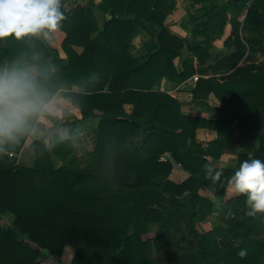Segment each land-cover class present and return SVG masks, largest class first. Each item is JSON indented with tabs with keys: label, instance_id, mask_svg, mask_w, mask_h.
Wrapping results in <instances>:
<instances>
[{
	"label": "trees",
	"instance_id": "trees-1",
	"mask_svg": "<svg viewBox=\"0 0 264 264\" xmlns=\"http://www.w3.org/2000/svg\"><path fill=\"white\" fill-rule=\"evenodd\" d=\"M66 2L71 11L64 10ZM177 5V0L98 5L61 0L65 59L41 38L0 41V64H33L44 74L43 84L69 99L78 114L65 111L63 123L50 117L55 129L66 127L72 135L52 145L35 138L31 166L18 158L31 136L0 145V264L59 261L67 247L74 250L69 264H264V214L245 215L244 195L222 205L225 227L205 234L196 229L214 212L200 190L221 198L249 151L238 153L235 166L216 169L222 171L216 182L207 175L208 158L219 160L243 137L263 142L251 151L264 160V68L240 69L221 81L205 78L206 69L194 64L228 24L232 30L224 45L235 51L222 56L231 61L248 51L264 56V0H191V38L169 29L167 19ZM197 74L194 102L205 105L214 98L222 107L216 110L220 118L186 115L161 90L164 79L182 86ZM93 122V150L75 157L74 132ZM200 128L216 131L217 138L198 142ZM174 165L189 173L183 183L169 179ZM156 227V237L147 238ZM177 235L184 239L173 246ZM163 242L172 249L166 251Z\"/></svg>",
	"mask_w": 264,
	"mask_h": 264
},
{
	"label": "clouds",
	"instance_id": "clouds-1",
	"mask_svg": "<svg viewBox=\"0 0 264 264\" xmlns=\"http://www.w3.org/2000/svg\"><path fill=\"white\" fill-rule=\"evenodd\" d=\"M64 18L61 0H0V41H49ZM43 80L44 74L31 63L0 64V145L17 142L25 135L39 138L42 118L64 112ZM71 135L66 127L52 133L61 142ZM206 167L213 182L221 178V170ZM228 186L246 197L245 215L264 214V160L253 151L249 150L248 159L241 161L228 178ZM245 254L246 250H240V256Z\"/></svg>",
	"mask_w": 264,
	"mask_h": 264
},
{
	"label": "crops",
	"instance_id": "crops-1",
	"mask_svg": "<svg viewBox=\"0 0 264 264\" xmlns=\"http://www.w3.org/2000/svg\"><path fill=\"white\" fill-rule=\"evenodd\" d=\"M77 2L81 5H89L90 3H94L98 5L102 2V0H71ZM178 5L177 9L168 17L167 24L169 29L183 38H191L193 33V25L189 19V10H191V0H177ZM73 6L66 2L64 6V10L71 11ZM248 8L246 7L242 12L239 21L243 22L247 16ZM232 26L230 24L227 25L224 35L221 39H217L211 44L207 45V54L204 56L203 61L199 57H195V67L196 68H204L206 69V73L203 75L205 78H217L221 81L225 80L230 76H233L238 72V70L242 69H259L264 68V56L261 53H250L246 52L245 56L240 60H228L229 58L221 53H232L235 51L234 47L225 48V41L231 35ZM240 36L242 38H246L247 35L245 33H241ZM246 36V37H245ZM66 34L60 28L57 29L54 33H52L51 39L47 41V43L59 54V57L62 59L66 58L64 51L62 50V42L65 39ZM143 37L139 36L135 41V48L139 49L142 44ZM206 53V52H205ZM219 55L221 57H219ZM209 57V59H207ZM226 57V58H225ZM224 58V59H223ZM178 64V60L175 61ZM195 86V83L187 82L186 84L180 87H174V85L168 80L164 79L161 82V90L167 92L172 97L176 98L179 103L182 105V111L186 115L192 116H201L208 119L220 118V114L217 113L216 110H221V104L217 102L214 98L208 99L205 105H197L193 100V95L191 93V88ZM174 87V88H173ZM174 89V90H172ZM68 89H65L66 91ZM73 91H79L77 87L72 88ZM56 101L63 107L64 110L73 111L75 116H78L76 108L69 102V100L61 96L58 93L56 96ZM66 108V109H65ZM129 110L130 107L127 106ZM39 128L41 129L40 137L44 138L49 145H52L53 140L55 139L52 136V133L55 132V127L52 122L48 119L45 120V117L42 118ZM235 135L239 134V129L237 127V123L234 126ZM260 135L264 137V129L261 130ZM36 137L31 136L29 140L31 142L34 141ZM83 138L87 140V142L95 143L94 137L91 129H87V133L83 135ZM197 141L203 144L209 143L217 138V132L207 128H200L196 131ZM262 141L256 138L254 140L248 138H237L235 143L226 150L221 158L217 161L208 158L210 166L215 169L225 168V167H233L237 163V155L242 151H249L251 149L256 150L260 147ZM31 144L28 143L23 148L18 158L22 165L31 166L35 161L34 155L31 151ZM93 147H91L92 151ZM30 154V155H29ZM190 177L189 173H187L180 165H174V168L169 176V179L174 183L180 184L186 181ZM200 195L202 197L209 198L211 202L214 204V212L212 215L208 216L206 220L202 222H198L196 229L200 233H209L212 232L214 227H225L223 222V216L221 214L223 208L222 205L225 204L228 200L232 198L238 197L240 194L235 193L231 188H229L228 183L226 185L225 194L219 198V196L213 194L211 191L207 189H201ZM227 217V216H226ZM155 228H153V231ZM222 237H218L221 239ZM45 264V263H44Z\"/></svg>",
	"mask_w": 264,
	"mask_h": 264
},
{
	"label": "rangeland",
	"instance_id": "rangeland-1",
	"mask_svg": "<svg viewBox=\"0 0 264 264\" xmlns=\"http://www.w3.org/2000/svg\"><path fill=\"white\" fill-rule=\"evenodd\" d=\"M221 39V38H220ZM208 56V55H207ZM207 59H209V57L207 58ZM179 63V62H178ZM178 66H179V64H178ZM198 75V74H197ZM200 76V75H199ZM188 82H191V83H195L194 81H193V79L191 78ZM174 87L176 88V87H180V86H175L174 85ZM173 87V88H174ZM172 90H174V89H172ZM66 100H67V98H66ZM69 100V99H68ZM69 102H70V100H69ZM71 103V102H70ZM72 104V103H71ZM66 109V108H65ZM65 111L67 112L68 111V114L69 115H73V111H69L68 109L67 110H64V112L63 113H60V114H57V115H48V116H46L45 117V120L46 119H48L50 122H52L51 120H50V117H55V118H57V120L59 121V122H61V123H63L64 121H67L68 119L66 118V116H65ZM64 116V117H63ZM71 121V120H70ZM53 123V122H52ZM95 125V122H93V123H90V124H80V127L74 132V137H75V143L73 144V151H74V155H75V157H80V156H83L84 154H86V153H88V152H90L91 151V147H93L94 148V146H95V144L93 143V142H91V143H89V142H87V140H85L84 138H83V135L85 134V132L87 133V129H89V128H91V127H93ZM31 137H29L28 138V140H27V142H26V144L28 143V145H29V143H32L33 144V142H31V140H29ZM25 144V145H26ZM32 144H31V153L34 155V157H35V154H34V149H33V146H32ZM25 147V146H24ZM93 150V149H92ZM30 155V154H29ZM3 223L4 224H6V225H10L11 224V222H10V220L8 219V218H6V217H3ZM159 232V229L156 227L155 228V230L152 232V233H150L148 236H146L147 238H151V239H153V238H155L156 237V234ZM190 236V235H189ZM192 238V237H191ZM181 239H184V236H180V235H177V236H174V242H173V246L174 245H178V243L180 242V241H183V240H181ZM187 239H189V237L187 238ZM164 243V245L166 246V251H170L171 249H172V245L171 244H168V243H166V242H163ZM155 255H156V253H155ZM73 256H74V250L73 249H71V248H69V247H67L65 250H64V252H63V254H62V256H61V258L59 259V261H56V260H54V259H52V258H47V259H45V264H69L70 262H71V260H72V258H73Z\"/></svg>",
	"mask_w": 264,
	"mask_h": 264
},
{
	"label": "built area",
	"instance_id": "built-area-1",
	"mask_svg": "<svg viewBox=\"0 0 264 264\" xmlns=\"http://www.w3.org/2000/svg\"><path fill=\"white\" fill-rule=\"evenodd\" d=\"M200 78L199 75H195L192 79L193 81L196 83L198 81V79ZM10 156H14V154L10 153Z\"/></svg>",
	"mask_w": 264,
	"mask_h": 264
},
{
	"label": "water",
	"instance_id": "water-1",
	"mask_svg": "<svg viewBox=\"0 0 264 264\" xmlns=\"http://www.w3.org/2000/svg\"><path fill=\"white\" fill-rule=\"evenodd\" d=\"M241 0H235V3H238V2H240Z\"/></svg>",
	"mask_w": 264,
	"mask_h": 264
}]
</instances>
